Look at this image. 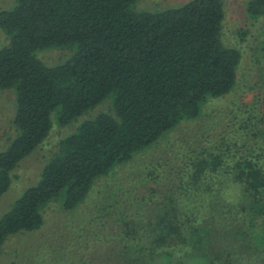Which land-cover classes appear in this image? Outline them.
<instances>
[{
  "label": "trees",
  "instance_id": "trees-1",
  "mask_svg": "<svg viewBox=\"0 0 264 264\" xmlns=\"http://www.w3.org/2000/svg\"><path fill=\"white\" fill-rule=\"evenodd\" d=\"M137 1L15 0L11 9L0 10V30L8 39L0 48V89L15 93L17 130L0 153V200L11 173L50 135L53 114L66 127L111 103L109 113L85 121L60 142L40 182L2 217L0 257L11 236L42 227L46 204L60 198L66 211L82 207L97 179L180 122L197 118L207 97L226 96L236 85L241 54L222 43L224 0H190L153 13L135 10ZM246 12L264 18V0H249ZM54 48L73 54L57 66L36 56ZM245 134L255 144L230 143L223 134L207 157L202 152L204 159L188 164L191 180L184 176L173 185L188 195L229 169L243 195L239 203L221 199L229 210L222 217L237 245L230 241L218 249L212 224L175 206L158 212L156 205L150 216L139 210V221L127 214L118 221L114 236L121 240L114 252L120 264H264V128Z\"/></svg>",
  "mask_w": 264,
  "mask_h": 264
},
{
  "label": "rangeland",
  "instance_id": "rangeland-1",
  "mask_svg": "<svg viewBox=\"0 0 264 264\" xmlns=\"http://www.w3.org/2000/svg\"><path fill=\"white\" fill-rule=\"evenodd\" d=\"M189 1L138 0L134 8L153 13ZM248 1L224 0L222 43L241 54L232 91L219 98L207 97L201 103L197 118L180 122L152 146L134 155L130 162L116 165L108 176L97 179L78 210L66 211L60 198L46 204L41 210L42 227L11 236L3 248L0 264H120L116 257L119 255L114 252L121 240L114 236L118 225H122L118 221L124 214L130 216L128 220L139 221V210L147 211L143 212V217L150 216L149 212L154 211L156 205L158 212L175 206L181 213L196 214L201 224L209 222L214 226L212 246L228 247L232 236L224 227L222 216L229 210L222 200L239 203L243 195L241 188L227 175L229 169L213 174L208 181L205 179L195 193L184 195L173 185L180 183L184 176L183 180H191L188 164L199 156L204 159L223 134L230 143L238 140L243 145L248 140L247 136L244 138L245 133L264 128V18H249ZM14 2L0 0V10L11 9ZM7 42V36L0 30V48ZM72 54V49L54 48L39 51L36 56L47 66H57ZM110 111L111 103L106 101L66 127H60L53 114L54 125L48 138L11 173V186L0 200V220L27 189L40 182L45 165L58 152L62 140L74 134L85 121ZM15 114L14 91L0 89V153L5 152L17 136ZM247 122L255 129L245 128ZM248 141L255 144L250 138ZM202 152L205 156H201ZM205 190L209 193L205 194ZM219 190L221 192L216 193ZM217 194L221 196L218 200ZM231 243L232 247L237 245L234 241Z\"/></svg>",
  "mask_w": 264,
  "mask_h": 264
}]
</instances>
